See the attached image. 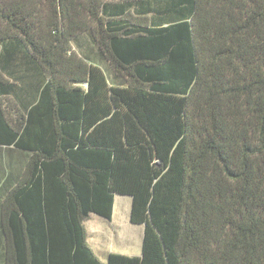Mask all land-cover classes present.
<instances>
[{"label": "trees", "instance_id": "obj_1", "mask_svg": "<svg viewBox=\"0 0 264 264\" xmlns=\"http://www.w3.org/2000/svg\"><path fill=\"white\" fill-rule=\"evenodd\" d=\"M173 1L0 0V264H264V0ZM115 195L141 254L103 263Z\"/></svg>", "mask_w": 264, "mask_h": 264}, {"label": "crops", "instance_id": "obj_2", "mask_svg": "<svg viewBox=\"0 0 264 264\" xmlns=\"http://www.w3.org/2000/svg\"><path fill=\"white\" fill-rule=\"evenodd\" d=\"M161 5L167 11H171L174 1L161 0ZM151 8H153V6ZM71 48L77 54L86 59L87 62L99 66L104 71L106 76L109 77V75H112V71L108 66L107 60L102 58L96 43L90 36L86 34L77 36L71 42ZM36 72L38 73L39 71ZM29 156L30 153L27 151L18 150L12 147L0 146V204L5 194L22 176ZM118 204H120V206L125 209L123 215H118L116 211ZM127 205H129L128 212L126 211ZM130 205L131 198L129 196L122 197V195H115L110 219L104 218L94 213H90L85 219L84 224L87 230V241L95 253L97 251H102L106 253V258L108 253L113 252L111 250L113 241H121L128 235H133L138 242L139 236L143 234V225L133 224L129 221ZM1 235L2 225L0 215V236ZM93 245L96 248H94ZM99 259L101 260V258Z\"/></svg>", "mask_w": 264, "mask_h": 264}, {"label": "rangeland", "instance_id": "obj_3", "mask_svg": "<svg viewBox=\"0 0 264 264\" xmlns=\"http://www.w3.org/2000/svg\"><path fill=\"white\" fill-rule=\"evenodd\" d=\"M122 197H125V196H122ZM126 198H128V197H126ZM128 208H129V205H127V209H126L127 212L129 210ZM116 211H117L118 215H123L125 209L122 208L120 206V204H118ZM136 240L137 239H135V237L133 235L132 236L128 235L127 237L123 238V240H121V241H113L111 250L114 253H121V254L130 255V256H139L141 254L142 235L139 236L138 242ZM94 248H96V247L94 246ZM96 253L99 256V258H101L102 262L105 263L106 262V258H105L106 253H104L102 251H100V252L97 251Z\"/></svg>", "mask_w": 264, "mask_h": 264}]
</instances>
